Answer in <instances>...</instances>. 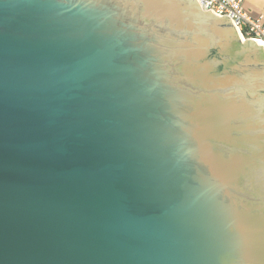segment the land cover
<instances>
[{"label": "water", "instance_id": "1", "mask_svg": "<svg viewBox=\"0 0 264 264\" xmlns=\"http://www.w3.org/2000/svg\"><path fill=\"white\" fill-rule=\"evenodd\" d=\"M0 264H264V49L197 0H0Z\"/></svg>", "mask_w": 264, "mask_h": 264}, {"label": "built area", "instance_id": "2", "mask_svg": "<svg viewBox=\"0 0 264 264\" xmlns=\"http://www.w3.org/2000/svg\"><path fill=\"white\" fill-rule=\"evenodd\" d=\"M201 9L211 10L219 17L227 16L236 29L242 41L257 42L264 49V17L254 16L243 8L242 0H197Z\"/></svg>", "mask_w": 264, "mask_h": 264}, {"label": "crops", "instance_id": "3", "mask_svg": "<svg viewBox=\"0 0 264 264\" xmlns=\"http://www.w3.org/2000/svg\"><path fill=\"white\" fill-rule=\"evenodd\" d=\"M243 8L248 13L264 17V0H242Z\"/></svg>", "mask_w": 264, "mask_h": 264}]
</instances>
